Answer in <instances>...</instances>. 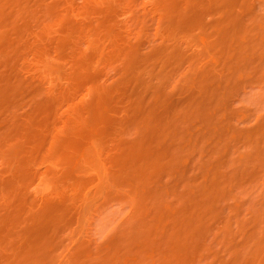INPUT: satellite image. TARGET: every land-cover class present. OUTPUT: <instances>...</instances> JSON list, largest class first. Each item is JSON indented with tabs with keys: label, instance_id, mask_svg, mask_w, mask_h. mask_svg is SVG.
<instances>
[{
	"label": "rangeland",
	"instance_id": "1",
	"mask_svg": "<svg viewBox=\"0 0 264 264\" xmlns=\"http://www.w3.org/2000/svg\"><path fill=\"white\" fill-rule=\"evenodd\" d=\"M0 264H264V0H0Z\"/></svg>",
	"mask_w": 264,
	"mask_h": 264
}]
</instances>
